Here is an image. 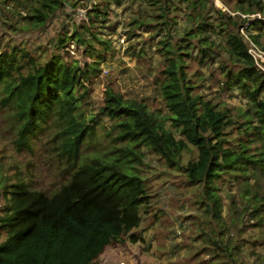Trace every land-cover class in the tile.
I'll return each mask as SVG.
<instances>
[{"label":"trees","instance_id":"trees-1","mask_svg":"<svg viewBox=\"0 0 264 264\" xmlns=\"http://www.w3.org/2000/svg\"><path fill=\"white\" fill-rule=\"evenodd\" d=\"M100 1L89 27L96 28L94 23L106 12L104 6L111 3ZM141 1L147 6L139 5L132 24L151 34L157 31L156 35L166 30L158 51L163 57L160 90L167 113L107 89L100 113L111 119L116 131L110 151L82 158V147L95 136L97 124L95 115L87 121L76 114L101 72L103 51L111 47L110 41L78 26L71 34L60 31L54 49L43 56L9 42L0 49V90L5 94L3 103L16 109V145L32 148L33 139L54 118L62 126L56 136L61 137L59 155L67 177L54 190L34 188L23 178L5 181L0 264H93L106 246L139 241L142 236L132 231L140 226L152 199L138 167L146 151L171 168L183 169L190 183L201 186L200 203L212 223L203 232L214 246L211 264H244L249 241L264 247V71L256 67L241 33L244 28L264 49V0H221L229 9L217 8L212 0ZM66 6L75 4L73 0H0L2 10L24 9L28 24L35 27L51 22ZM181 11L187 23L182 28ZM255 13L260 17H244ZM72 40L82 49L84 62L66 58ZM216 62L220 89L238 90L248 103L237 115L198 91V71L192 66L199 70ZM235 125L238 137L228 134ZM186 152L196 154L183 162ZM232 179L238 183L243 206H235L232 196L226 218L220 191ZM247 218L254 222L248 225ZM247 226L259 228L260 236L243 237L241 231L248 233ZM257 255L264 264V255Z\"/></svg>","mask_w":264,"mask_h":264},{"label":"rangeland","instance_id":"rangeland-1","mask_svg":"<svg viewBox=\"0 0 264 264\" xmlns=\"http://www.w3.org/2000/svg\"><path fill=\"white\" fill-rule=\"evenodd\" d=\"M99 2L101 1L73 0L74 7H64L51 22L39 27L28 24L24 9L13 13L0 8V49L9 42L25 45L32 53L43 56L54 49L55 39L60 31L71 34L78 26L80 31L93 30L110 41L111 47L103 51L106 60L101 64V72L92 80L88 95L76 110V114L87 121L95 115L97 124L95 136L88 139L82 147V158L110 151L114 146L116 131L112 128L113 123L107 115L100 113L107 89L121 94L124 99L138 100L162 114L167 113L160 90L163 57L158 51L161 46L159 41L166 30L160 35L153 31L152 34L155 35L150 37L151 33L132 24L141 0H122L120 4L110 0L111 3L104 6L105 14H101L94 23L96 28L89 27ZM212 3L220 9L230 8L221 0H212ZM140 6L144 8L147 5L143 3ZM148 10L153 11L151 8ZM179 14L182 28L187 25L186 17L183 11ZM256 17H260V14L256 13ZM172 32L175 34L174 30ZM252 32L257 34L259 31ZM86 34L90 35L89 32ZM214 38L221 41L220 36ZM261 42L264 46V33ZM98 47L102 48L99 44ZM67 50L64 53L66 58L81 61L85 57L74 40L67 46ZM140 50L142 55H139ZM196 67L192 66L193 70L198 71V91L205 99H211L219 107H229L234 115L240 109H247L248 103L238 90L223 92L220 89L219 62L210 67L199 66V70ZM4 96V92L0 90V215L5 203V181L23 178L34 188L54 190L67 178L63 172L64 160L59 155L61 137L56 136L61 130V124L54 118L49 119L43 131L33 139L32 148L19 149L15 143L19 129L16 109L13 105L3 103ZM228 130L229 135L239 136L236 125ZM194 154L196 153L186 152L182 161L186 162ZM160 158L146 151L143 161L138 164L152 194L151 204L148 211L142 214L140 226L132 231L142 237L137 242L127 239L124 243L106 246L93 264H211L214 246L207 241L203 232L209 231L212 223L206 213V206L200 203L201 186L190 183L183 169L171 168ZM250 181L255 183L254 179ZM261 190L264 192V188ZM220 192L224 197L226 218L231 214L232 196L236 199L235 206L242 208L243 200L235 179L230 184L225 181ZM245 222L250 225L252 223L249 222L254 221L247 218ZM246 229L248 233L241 231L243 237L255 240L261 234L259 228L247 226ZM233 233L238 235L235 229ZM3 238L4 235L0 233V241ZM252 242L247 243L244 264H261L262 259L257 254L263 257L264 247L253 246ZM253 250L255 253H252ZM197 251L199 254L195 258L193 255Z\"/></svg>","mask_w":264,"mask_h":264},{"label":"built area","instance_id":"built-area-1","mask_svg":"<svg viewBox=\"0 0 264 264\" xmlns=\"http://www.w3.org/2000/svg\"><path fill=\"white\" fill-rule=\"evenodd\" d=\"M256 16L255 14L252 15H244V17H250V18H254ZM241 33L244 37V41L247 45V50L248 53L252 56L256 67L259 70L264 71V49H262L255 41L254 39L245 32V29L242 28L241 29Z\"/></svg>","mask_w":264,"mask_h":264}]
</instances>
